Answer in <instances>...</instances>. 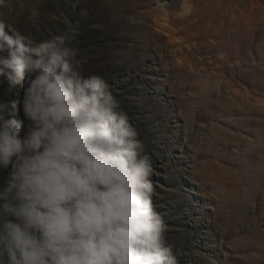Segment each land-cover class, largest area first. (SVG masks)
Returning a JSON list of instances; mask_svg holds the SVG:
<instances>
[{"label":"clouds","instance_id":"1","mask_svg":"<svg viewBox=\"0 0 264 264\" xmlns=\"http://www.w3.org/2000/svg\"><path fill=\"white\" fill-rule=\"evenodd\" d=\"M75 31L38 42L0 19V77L23 89L0 103V264H179L144 143Z\"/></svg>","mask_w":264,"mask_h":264},{"label":"rangeland","instance_id":"2","mask_svg":"<svg viewBox=\"0 0 264 264\" xmlns=\"http://www.w3.org/2000/svg\"><path fill=\"white\" fill-rule=\"evenodd\" d=\"M186 1L190 7L186 20L177 13L179 0H7V6L0 7V19L38 42L68 31L70 22L76 31L74 35L69 33V46L81 50L85 60L81 69L83 75H98L108 83L144 143L153 169V203L168 226L167 243L179 264H197L193 257L198 252L196 245L204 241L180 221L184 212L180 205L171 207L160 198L165 196L166 185L162 178L165 156L169 154L161 149L159 142L169 133L167 128L158 125L159 120L167 117L159 118L165 113L151 98L150 85L145 84V74L152 72L147 71L151 64L144 55L171 61V80L182 83L187 104L197 102L195 110L202 112L196 122L200 126L209 124L218 115L213 106L209 111L205 107L208 100L203 103L194 94L191 70L198 63L218 60V64L223 65L222 78L241 85L242 63L247 59L245 52L256 60L255 47L258 45L261 46L258 50H264V0ZM164 4L167 11L162 21L156 12ZM157 21L164 22L166 27L160 28L155 24ZM133 39L137 42L136 48L130 47ZM22 95L20 86L10 87L6 77H0V103L20 100ZM149 107L151 111L145 109ZM10 111L17 119H24L22 109ZM220 154L204 153L202 159L211 161ZM6 176L7 172L0 169V184ZM256 183L236 187L227 196L225 207L220 209L223 220L229 217L233 237H241L240 226L245 214L247 216L251 210L264 213V200L259 198L264 183Z\"/></svg>","mask_w":264,"mask_h":264},{"label":"bare ground","instance_id":"3","mask_svg":"<svg viewBox=\"0 0 264 264\" xmlns=\"http://www.w3.org/2000/svg\"><path fill=\"white\" fill-rule=\"evenodd\" d=\"M160 7L156 15L165 21V4ZM177 8L180 18L186 20L187 1L179 0ZM157 22L160 28L167 25ZM132 42L130 47L136 48V40ZM260 47H255L256 60L245 52L241 85L222 78L223 65L218 60L193 67L190 82L194 94L203 103L208 100L205 107L209 111L213 106L218 115L201 126L196 122L202 114L195 110L197 102L187 104L184 86L171 80V61L144 55L151 64L147 71L152 72L145 74V84L150 85L151 98L166 115L159 118L167 117L158 125L169 133L159 142L169 154L162 178L165 196L160 198L170 206L180 205L184 210L180 221L204 241L196 245L198 252L193 257L197 264H264V213L251 210L245 214L241 237L230 234L229 217L223 220L220 213L236 187L264 183V50H258ZM213 152L221 154L211 161L202 159L204 153L216 154ZM261 192L259 198L264 200Z\"/></svg>","mask_w":264,"mask_h":264}]
</instances>
